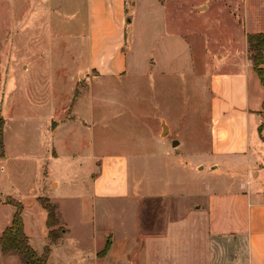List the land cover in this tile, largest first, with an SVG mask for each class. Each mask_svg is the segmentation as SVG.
Wrapping results in <instances>:
<instances>
[{
  "label": "crops",
  "instance_id": "crops-1",
  "mask_svg": "<svg viewBox=\"0 0 264 264\" xmlns=\"http://www.w3.org/2000/svg\"><path fill=\"white\" fill-rule=\"evenodd\" d=\"M34 1L0 0L1 6L13 9L18 32L25 6ZM209 1L225 6L237 31L224 39L215 68L213 63L209 67L207 52L201 64L195 62L194 46L202 45L201 38L193 33L190 39L169 26L177 21L169 17L176 10L174 0H39L40 5L30 8H43V19L68 18L82 34L72 83L77 75L88 77L89 86L96 80L97 91L108 88L116 94L132 83L153 116V126L146 123L143 130L135 124L139 119L115 117V131L109 134L106 121L84 116L88 86L69 103L71 115L53 122L49 130L48 115L21 118L18 126L6 120L2 198L22 204L25 233L40 255L49 245V228L39 199L48 198L56 206L66 232L51 245L49 264H264V85L248 52V34L264 33V0ZM236 1L242 2L238 7L244 22L230 9ZM208 8L209 3L196 9ZM182 76L193 91L200 87L206 96L201 100L205 109L194 105L180 117L179 96L170 94ZM75 128L76 137L66 135ZM82 154L87 162L83 166L76 159ZM61 156L78 165L73 170L77 175L91 170L87 185L74 183L65 198L63 206L72 212L63 220L62 205L53 195L63 187L55 178ZM150 156H157L164 168L190 167L196 178L208 172L210 183L203 187L194 181L186 193L144 188L148 180L142 172L151 167ZM138 164L140 179L133 174ZM15 212L14 206L0 202V238ZM0 264L21 261L14 253L2 254L0 247Z\"/></svg>",
  "mask_w": 264,
  "mask_h": 264
},
{
  "label": "rangeland",
  "instance_id": "rangeland-1",
  "mask_svg": "<svg viewBox=\"0 0 264 264\" xmlns=\"http://www.w3.org/2000/svg\"><path fill=\"white\" fill-rule=\"evenodd\" d=\"M207 3L210 4L208 10L198 11L196 9L206 6ZM215 4V2L211 3L209 0H174L176 10L171 9L169 11L170 20H173L174 17L177 20L176 22H169L171 28L175 31L179 30L190 39L195 38L191 36L193 33L202 39V45L195 44L194 46L195 62L201 64L203 62L202 57L207 52L209 67L213 63L211 68H215L217 53L223 51L224 39L228 38L230 33L236 35L237 32L234 29L236 27L232 25V19H230L228 11L225 10V6L220 5V2L217 5ZM36 5H40L39 0L31 2L29 8L25 6L20 16V21L23 24L19 32V22L16 20L17 18L13 19V9L10 6L0 5V115L5 120L13 122L15 126L20 125L21 118L40 120L48 115V119L51 117L48 120L49 130L53 122L71 115V109L69 112L66 111L69 103L71 101L75 102L82 94L80 89L88 87L90 82L88 77L84 79L83 76L80 77L79 75L76 76L73 83L71 82L78 61V38H81L82 34L77 33V30L69 25L68 18L63 19L61 16L60 18L52 16L43 19V8L42 11L30 12V8ZM239 5H242V2L236 1V4L230 9L233 14L237 15L238 21L244 22L245 13L241 10L242 6L239 9ZM32 20H35L37 25H34ZM35 26L37 27L35 28ZM131 29V27L128 28V35L131 33ZM193 41L196 42L195 39ZM28 68L30 71L25 74ZM180 79V84H177L172 94H170V97L175 99L179 96V100H177L180 107L176 110L178 116L181 117L187 114L194 105L198 109H205V101L201 102L206 96L205 91L199 87L195 92L183 76ZM95 81L89 86V92L84 94L85 96L82 99L85 101L83 109L85 117L91 119V116H93L96 121H106L110 126L111 122L116 123V120L113 121L115 117L129 120L133 117L139 119L135 124H139L138 127L141 130L144 129L146 123L150 127L153 126V116L147 114L145 104L141 105V95H137L130 87L133 85L132 83L126 85L128 86L126 92L116 94L117 92H112L113 90L110 92L108 88L97 91ZM4 89L6 90L5 93L3 92ZM167 94L165 92V95ZM151 96L158 103L155 93ZM123 100L124 102H119ZM166 100L167 98H165ZM165 109L170 110L171 107ZM197 116L198 118L202 117L204 120V114L199 113V110ZM113 125L110 127L112 130L109 129V134H113V131H115ZM77 134H79L77 128L66 133L69 137H76ZM252 134L255 136V131H252ZM252 139L254 145V137ZM63 142L66 141L63 139ZM85 142L83 138L82 143L84 145ZM60 159L62 163L55 178L63 182V187L58 193L53 192V195L54 198L59 199L58 202L62 205L60 217L63 220L66 214L69 218L72 212L71 209L65 208L66 204L63 206V202H66L65 198L69 196L70 190L74 188V183L83 182L84 187L87 185L88 173L91 170L85 168L81 171L83 174L77 175L73 170L78 165L72 164V158L61 156ZM76 159L82 166L87 164L83 154L77 155ZM140 159L142 158L138 156L137 161L140 162ZM64 164L67 165L65 167L67 171L63 172L61 167ZM135 166L137 168L133 167V174L140 179V164ZM150 166L149 170L145 169L142 172L145 176L144 179L147 176L148 180V184L147 182L144 183V188L151 190L156 188L159 193H186L188 187L194 181L198 186L204 187L211 180L208 172H204L196 178L192 169L187 166H183L179 170L171 166L164 168L162 164H158L157 156L151 157ZM5 192L6 190L0 185V198L4 197ZM188 201L193 202L194 200L188 198ZM64 221H66L65 218ZM66 223L73 224L69 220Z\"/></svg>",
  "mask_w": 264,
  "mask_h": 264
},
{
  "label": "trees",
  "instance_id": "trees-1",
  "mask_svg": "<svg viewBox=\"0 0 264 264\" xmlns=\"http://www.w3.org/2000/svg\"><path fill=\"white\" fill-rule=\"evenodd\" d=\"M248 52L254 69L262 85H264V33L248 34ZM5 123V118L0 116V159L6 156L4 148ZM39 201L48 212L47 226L49 228V245L41 255L29 244L28 237L24 230V209L22 204L9 197L5 199L0 198V202L10 204L16 208L12 225L4 231L0 238L1 251L3 254L14 253L18 255L21 264H49L48 257L51 251V245L56 243L66 232L57 217L56 206L53 205L48 198H40Z\"/></svg>",
  "mask_w": 264,
  "mask_h": 264
},
{
  "label": "water",
  "instance_id": "water-1",
  "mask_svg": "<svg viewBox=\"0 0 264 264\" xmlns=\"http://www.w3.org/2000/svg\"><path fill=\"white\" fill-rule=\"evenodd\" d=\"M165 129H166V127H165Z\"/></svg>",
  "mask_w": 264,
  "mask_h": 264
}]
</instances>
